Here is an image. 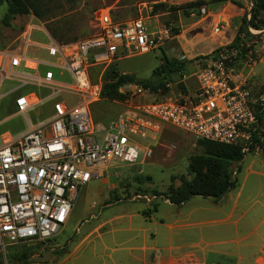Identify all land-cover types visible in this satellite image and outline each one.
<instances>
[{"label": "built area", "instance_id": "1", "mask_svg": "<svg viewBox=\"0 0 264 264\" xmlns=\"http://www.w3.org/2000/svg\"><path fill=\"white\" fill-rule=\"evenodd\" d=\"M199 12L206 13L203 6ZM91 22L93 33L58 42L44 26L28 20L16 40L20 44L0 49V83H17L11 91L29 84L46 90L42 96L15 93L13 110L23 114L48 99L51 111L43 121L0 144V258L17 243L43 250L66 221L79 189L100 176L95 168L151 158L170 127L194 139L236 146L243 156L264 150V91L250 89L247 75L255 59L243 42L221 46L200 60L189 72L195 81L191 89L172 90L164 82L165 92L142 102L135 96L147 93V88L122 85L119 91L127 96L113 101L122 104L121 111L105 123L94 122L88 105L101 98L103 71L118 55L159 47L167 30L152 28L140 16L117 21L105 8L95 10ZM245 29L256 31L248 24ZM37 32L44 41L30 37ZM212 32H221L219 20ZM29 48L45 53L30 58ZM236 64L249 72L236 73ZM34 65L41 71L33 76L20 70L35 69Z\"/></svg>", "mask_w": 264, "mask_h": 264}, {"label": "rangeland", "instance_id": "2", "mask_svg": "<svg viewBox=\"0 0 264 264\" xmlns=\"http://www.w3.org/2000/svg\"><path fill=\"white\" fill-rule=\"evenodd\" d=\"M154 2H164L174 9L150 14L151 4ZM218 4L220 7L225 4L223 13L226 14V19L220 22L221 32L215 34L212 32V23L208 24L207 20L211 13H215L213 7ZM45 5L43 11L47 14L42 19L25 14L16 15L6 22L3 20L6 2L3 1L0 4V49L13 48L20 44V40L17 42L16 40L21 33V27L28 20L38 26H44L49 33L54 30L53 32L63 41H73L88 36L94 31L91 22L93 12L105 8L117 21H127L140 16L152 28L163 26L167 30V37L159 47L142 53L118 55L115 59L116 69L131 75L136 82L151 78L152 70L165 56L170 61L172 59L188 61L181 70L162 72L161 74L165 76L164 81L171 84L172 90L183 89L184 86L191 89L195 81L190 73L196 69L200 60L208 58L210 53H214L221 46H234L235 43L243 42L246 48L253 51L252 56L255 59L251 72L247 75V82L252 93L264 91V10L255 14L252 23L248 25L256 31L247 32L246 24L239 30L242 17L246 20L251 19L249 12L251 0H45ZM202 6L208 14L199 12ZM192 21H195V25L190 29ZM253 23L256 27L251 25ZM34 32L36 31L32 33ZM30 37L44 41L45 36L37 32ZM234 40L235 43H232ZM242 69L244 75L249 72L248 68L236 64V73ZM3 83L0 94L6 89L5 87L12 84L10 80H4ZM158 95L149 88L147 93L137 95L135 99L145 102ZM9 103L11 96L0 97V143L3 137L20 135L35 123L43 121L47 110L43 104L26 110L23 114H16ZM121 109V103L105 101L101 98L88 105L91 119L100 123H105ZM169 129L170 131L162 134L160 139L162 145L153 150L151 158L135 164L117 162L95 168L101 172L100 176L91 177L86 185L79 189L72 202L69 216H196L198 221L209 216L211 225L210 230L207 231L210 232L203 233L205 238L211 236L214 230L221 229L219 219L222 216H248L251 224L264 216V150L244 155L238 171L235 163L231 164V175L236 178L235 186L222 194L217 201L194 195L175 206L161 196H154L153 191L161 192L166 189L170 177H173L174 185L178 184L179 175L188 178L187 157L200 151L194 137L189 133L173 127ZM145 177L149 179L146 180ZM111 196H116V200L107 202ZM199 226L201 225L197 224L193 228L190 237L193 238L195 235L198 239ZM67 237L71 239L72 234L66 230L61 233L58 231L41 251L35 244L11 245L1 256L0 261L6 264H80L79 258L87 252L90 244L84 242L76 252L75 259L72 255L69 261L61 262L66 252L64 245L60 243ZM77 239L75 238L74 241ZM140 239L137 238V243ZM107 246L112 248L117 247V244L114 245L108 239ZM46 247L51 255L46 261H28L26 259L28 257H24L29 253H32L29 257L39 255L46 251ZM115 254L116 251L112 256ZM104 258L108 260L106 254ZM125 258L124 256L119 258L116 263L130 262V258ZM96 261H88L86 264H96Z\"/></svg>", "mask_w": 264, "mask_h": 264}, {"label": "crops", "instance_id": "3", "mask_svg": "<svg viewBox=\"0 0 264 264\" xmlns=\"http://www.w3.org/2000/svg\"><path fill=\"white\" fill-rule=\"evenodd\" d=\"M224 8L225 4L221 7L220 4L215 5L213 7L215 13H211L207 20L208 24L212 23L213 26L216 21L226 19ZM206 14L208 13L204 15ZM193 25L195 21L190 23V29ZM27 53L28 57L36 59L45 52L42 49L29 48ZM34 66L35 69L20 70L33 76L41 71L39 66ZM11 83L0 95L11 96L9 106L12 110L15 93L32 91L42 96L46 92L44 88L30 84L11 91L17 86L14 81ZM3 84L2 81L0 87ZM43 104L47 108L43 118L45 119L51 113L48 99L36 103L29 109ZM14 113L18 114L15 111ZM13 137H3L1 143ZM70 212L58 230L60 233L66 230L72 234L71 239L67 237L60 243L64 245L66 252L61 262L69 261L72 255L75 259L80 246L87 242L90 246L87 252L80 256V264L95 260L98 261L96 264H120L116 261L123 256L130 258V262L125 261L121 264H264V216L258 218L254 224H251L248 216H222L219 219L221 229L214 230L211 236L205 238L203 233L210 232L207 231L211 225L209 216L198 221L196 216H69ZM197 224L201 225L197 227L198 239L195 235L193 238L190 237ZM138 237L141 238L139 243ZM75 238L78 239L74 241ZM108 239L114 245L117 244V247L109 248ZM129 242L130 245H123ZM106 251L108 252L105 253ZM115 251L116 254L112 256ZM105 254L108 260L104 258Z\"/></svg>", "mask_w": 264, "mask_h": 264}, {"label": "trees", "instance_id": "4", "mask_svg": "<svg viewBox=\"0 0 264 264\" xmlns=\"http://www.w3.org/2000/svg\"><path fill=\"white\" fill-rule=\"evenodd\" d=\"M3 1L6 2V10L3 15V20L6 22L16 15L30 14L36 19H42L47 14L46 11H43V8L46 6L45 0H0V4ZM172 9H174L173 6H169L164 2H154L151 4L150 14L168 12ZM261 10H264V0H251L249 8L251 19L246 20L245 17H242V24L239 25V30L243 25L252 23L255 14ZM251 25L256 27L254 23ZM53 31L47 32L58 42H68L60 40L59 36ZM232 43H235V40ZM237 44L235 43L234 46ZM214 53L212 52L209 55ZM187 61L185 59H172L170 61L163 56L160 59L159 65L152 70L151 78L137 82L131 75L119 73L113 63L101 75L100 97L105 101L123 100L127 96V92H121L119 88L122 85L134 83L139 84L143 88H151L154 91L159 89L160 92L156 91L158 94L163 93L166 91L164 87L165 76L161 73L164 71L169 73L181 70ZM195 144L199 147L200 151L187 157L186 174L189 177L179 175L177 185L172 183L173 177H170V182L166 186V189L161 192L153 191L154 196H161L170 204L178 206L194 195L208 197L213 201H217L222 194L235 186L236 178L231 175L230 166L232 163H235L236 170H239V163L243 157L239 148L207 139H195ZM116 198V196H111L107 202L116 200ZM30 254L32 255V253H29L24 257H29Z\"/></svg>", "mask_w": 264, "mask_h": 264}, {"label": "water", "instance_id": "5", "mask_svg": "<svg viewBox=\"0 0 264 264\" xmlns=\"http://www.w3.org/2000/svg\"><path fill=\"white\" fill-rule=\"evenodd\" d=\"M146 180L149 179V177H145ZM51 255L45 251L39 255H33L31 257H28L27 260L28 261H38V262H43V261H46L48 259H50Z\"/></svg>", "mask_w": 264, "mask_h": 264}]
</instances>
